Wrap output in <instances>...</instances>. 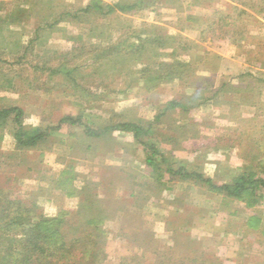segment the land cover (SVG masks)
Returning a JSON list of instances; mask_svg holds the SVG:
<instances>
[{
	"label": "rangeland",
	"instance_id": "obj_1",
	"mask_svg": "<svg viewBox=\"0 0 264 264\" xmlns=\"http://www.w3.org/2000/svg\"><path fill=\"white\" fill-rule=\"evenodd\" d=\"M91 1L0 0V109L24 104L21 127L0 117L2 205L15 202L0 211V264L2 240L17 252L29 227L19 216L66 209L73 220L87 182L109 212L100 264H264V189L250 205L170 177L162 161L217 184L264 162V6L237 15L240 0H146L84 13ZM125 1L135 0H100ZM216 10L235 14L228 33L208 25ZM68 116L82 121L60 122ZM129 121L147 132L136 137ZM36 128L46 138L18 144L17 131Z\"/></svg>",
	"mask_w": 264,
	"mask_h": 264
},
{
	"label": "trees",
	"instance_id": "obj_2",
	"mask_svg": "<svg viewBox=\"0 0 264 264\" xmlns=\"http://www.w3.org/2000/svg\"><path fill=\"white\" fill-rule=\"evenodd\" d=\"M145 1L146 0L116 2L115 4L105 6L100 0H93L82 11L85 13L97 9L107 14L116 10L129 11L143 7ZM236 2L238 4H235L234 8L237 15L244 13L248 8H252L254 11H260L264 6V0H240V2ZM216 14L219 15L218 19L213 20L212 23L208 25L210 27L215 26L213 28L214 31L215 29H219L222 33L231 31L224 30V27L231 24L229 19L234 18L235 14L226 13L221 10H216ZM170 106H177V102L170 103ZM8 114H14L16 122L20 127L22 126L24 110L21 107L12 106L0 109V117ZM67 119L72 123L82 121L79 117L74 118L73 116H68L61 119L60 122L62 123ZM122 123L124 129L134 130L136 137H139L140 134L146 131L145 128L137 122L129 121ZM113 127L114 126H109V128ZM106 129L107 128L103 127L94 129L89 124L86 125V132L91 135H101L103 132H106ZM47 134L46 131L40 128H36L34 132H31L29 135H26L22 131H17L16 139L18 144L22 147H34L39 141L46 138ZM144 146L148 149V164L156 165L157 162L154 156L159 154L158 149L152 144L149 145L145 143ZM164 160L167 163L164 173L168 176H179L181 178H194L200 180L210 189L224 192L229 196L246 201L250 205L258 201V192L264 189V162L258 163L256 170L250 172L245 171L235 177L231 182L217 184L212 178H206L199 172L189 171L184 167L174 168V166L170 165L167 159L162 155V161ZM161 175L162 177L164 176L162 173ZM1 190L0 211L2 215L9 217L11 213H13V209L10 210V208L13 207L15 202L11 200L8 206L2 205L4 203V195H7V193ZM77 195L80 199H82V196L84 199H82V201H85L81 207H78L79 209L76 213L82 216L80 218L78 215L76 217L74 215L73 220L70 219L69 217L72 213L70 210L66 209H62L53 217H48L45 216L44 213L36 212V216L38 217L34 222L22 221L19 216L18 221L20 225L29 223V227L24 230L25 237L16 243V246L19 248L17 252H14L13 247L10 245L11 241L4 242V240H2L1 243L4 252L2 257L3 262L6 264H100L102 259L106 256V254H103L102 250V245L105 244L106 239L101 240V237L106 238L107 235L105 230L101 228V219L105 216L107 217L109 212L108 209H104L96 204L99 201V195L97 192H92L89 182L78 191ZM135 195L136 193L132 190L130 196L133 197ZM36 207L38 206L34 205V211L39 209Z\"/></svg>",
	"mask_w": 264,
	"mask_h": 264
},
{
	"label": "crops",
	"instance_id": "obj_3",
	"mask_svg": "<svg viewBox=\"0 0 264 264\" xmlns=\"http://www.w3.org/2000/svg\"><path fill=\"white\" fill-rule=\"evenodd\" d=\"M83 5H86V4H83ZM87 5H88V4H87ZM87 5H86V6H87ZM86 6H85V7H86ZM85 7H84V8H85ZM84 8H83V9H84ZM83 9H81V10H83ZM22 91H23V90H21V94L19 95V98H21V100L23 99V101H25V98L28 97V96H30V95H28L26 92H22ZM19 98H18V99H19ZM25 102H26V101H25ZM20 103H21V104H19L18 102H16V105H19V107H21V108L24 110V104L22 105V102H20ZM23 103H24V102H23Z\"/></svg>",
	"mask_w": 264,
	"mask_h": 264
}]
</instances>
